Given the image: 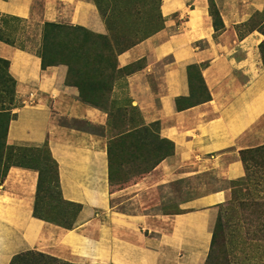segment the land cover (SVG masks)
<instances>
[{
  "label": "crops",
  "instance_id": "crops-1",
  "mask_svg": "<svg viewBox=\"0 0 264 264\" xmlns=\"http://www.w3.org/2000/svg\"><path fill=\"white\" fill-rule=\"evenodd\" d=\"M212 1L220 30L213 28L208 0H159L162 27L116 55L117 68L134 69L114 81L110 97L124 94L141 122L156 123L158 138L172 147L138 180L110 191L107 137L73 123L102 127L106 113L80 100L77 87L65 81L64 64L42 69L37 55L47 24L106 34L95 1L0 0V13L21 19L35 46L20 49L0 41V57L9 61L21 103L5 143L45 145L57 165L61 197L82 205L74 231L35 217L37 170L9 166L0 184V264L30 250L55 256L74 251L98 263L204 264L229 188L200 183L178 200L177 211L149 210L173 182L208 173L218 182L242 179L240 151L264 145V64L258 47L264 35L248 29L264 0ZM192 64L199 67L209 98L178 109L177 99L190 95ZM123 203L135 207L123 211Z\"/></svg>",
  "mask_w": 264,
  "mask_h": 264
},
{
  "label": "rangeland",
  "instance_id": "rangeland-1",
  "mask_svg": "<svg viewBox=\"0 0 264 264\" xmlns=\"http://www.w3.org/2000/svg\"><path fill=\"white\" fill-rule=\"evenodd\" d=\"M106 27L107 35L113 42V49L125 48L144 37L150 35L162 27V16L159 12V0H94ZM256 25L264 31V11L255 15L248 26ZM6 30L14 28V35L30 48V44L24 24L18 20H7ZM67 27V24H58ZM44 29V28H43ZM42 29V30H43ZM41 42V41H40ZM18 44H21L17 42ZM264 51V47H263ZM129 69L114 71V79L121 77ZM0 70V80L3 77ZM4 79V78H3ZM4 81V80H3ZM2 81V82H3ZM1 82V84H2ZM122 83L120 82V85ZM105 93L99 100V107L107 115L106 125L102 127L90 125L86 122L74 121L86 129L101 133L110 142L113 156H115L113 180L110 191H116L126 187L142 176V168L149 166L153 160L140 165L139 157L158 158L160 148L154 150L157 143L156 132L153 127H148L141 122L138 110L126 105L124 94L115 98ZM7 105V98L3 99ZM20 103L18 100H16ZM15 101V102H16ZM15 112V108L12 109ZM7 115L0 116V176L9 164H23L36 166L41 170V182L37 192L35 211L46 222L64 228L72 223L69 229H78L77 220L82 210L73 203L65 201L60 194L56 181V166L45 147H16L4 149L5 123ZM155 129V127H154ZM152 141L154 145H151ZM149 143L153 148H143V144ZM136 157V158H135ZM211 173L197 176L190 181L181 180L173 182L162 189L164 199L160 202L152 201L151 212L177 211L178 200L188 195L191 187L200 183H208L224 186L230 189V198L220 206L217 216L215 239L213 240L204 264H264V170L263 167L248 160L245 165V176L235 181H220ZM193 192H195L193 190ZM112 205L117 204L111 200ZM123 211H129L135 205L120 204ZM94 217H89L88 224ZM85 223L82 224L84 226ZM66 229V228H65ZM89 249V248H88ZM86 254L64 253L63 256H55L42 251L33 250L26 253L18 264H63V263H89Z\"/></svg>",
  "mask_w": 264,
  "mask_h": 264
},
{
  "label": "trees",
  "instance_id": "trees-1",
  "mask_svg": "<svg viewBox=\"0 0 264 264\" xmlns=\"http://www.w3.org/2000/svg\"><path fill=\"white\" fill-rule=\"evenodd\" d=\"M208 12L211 16L214 30L216 31L220 30L223 27V24L218 14V10L212 0H208ZM10 19L21 21V19H19L18 17L0 13V23H3L4 26H5V22ZM255 28H257L264 35V31L259 29V27H256V25L253 24L251 26H248V29H255ZM14 31H15L14 28H9L6 30L4 27L1 28L0 25V41L20 49H26V45H23L24 42L22 43V41L19 40V37L18 36L16 37L14 35ZM17 42L21 44H18ZM131 45L116 50L113 49V42H111L110 38L107 35L95 33L82 26L70 25L64 28V27H60L58 24H47L44 26V29L42 30L41 33V42L37 50V55L40 57L42 69H45L47 66L64 64L67 67L66 80H65L66 83L77 87L79 92V98L82 102L100 108L99 100H102L105 93L107 92L110 93L111 95L113 83L117 79V78L114 79L113 77L114 71L124 70L128 68L129 70L124 73L126 74L134 69L133 66H127L124 68H117L116 66V55L119 52L123 51L124 49L130 47ZM258 47L262 62L264 64V51H263L264 40L259 44ZM8 66H9V61L5 58L0 57V70L3 72L4 75L3 77H1L0 80V116L7 115V120L5 123V133L9 121L16 116V112H12V109L13 108L16 109L21 106V103H18L16 101L17 100L16 91H15L16 81L9 74ZM187 72H188L187 73L188 82L190 85V95L189 97L177 99L176 105L178 109H183V107H188L196 103L206 101L209 98V94L203 82L199 67L195 64L189 65L187 67ZM5 98H7L8 106H5L6 103L3 101V99ZM74 125H78V124L74 123ZM147 126L153 127V130H155L156 132L155 139H157V143L154 146V150H157V148H160V150L157 153V156L158 155L159 156L156 159L154 157L150 159V157L143 156L141 158L138 156V158H140L139 159L140 165L146 164L148 161L150 162L151 160H153L149 166L142 168V172H141L142 175L147 171H149L155 165L154 163H156L157 159L169 153L172 147L170 141L166 139L158 138L157 135L158 126L156 123H151L148 124ZM149 143L151 145H154L152 141H149ZM149 143L147 142L143 144L142 145L143 148L144 149L153 148ZM1 147H3L4 149H8V148L15 149L16 147L21 148L20 146L6 145L5 134H4V142ZM43 147H45L49 153L48 148L45 145ZM240 157L242 162L244 163V168L245 165L247 164V161L252 160L255 162V164L259 165L260 167H263L264 170V145L257 146L255 148L241 150ZM107 160H108V180L109 183H111V181L113 180L115 156H113V150L110 142H107ZM54 163L56 166V181L59 188L58 177H57V165L55 161ZM11 165L24 166L37 170L38 181L36 186L33 215L37 218L45 220L44 218L38 216L35 211L37 192L39 190V186L41 182V173H42L41 170H39V168H37L36 166H27L19 163L9 164L5 167L4 171L0 176V184L2 182V179L5 175L7 168ZM69 203H73V202H69ZM73 204H76L80 209L82 207L81 204L78 203H73ZM217 223L219 222H217L216 219L214 228L212 230L210 246L216 236L215 230L217 227ZM71 226L72 223L70 222L69 224H66L64 228L69 229L71 228ZM31 251L33 250L17 254L12 258L9 264H18V262L22 259V257L26 253ZM63 264H74V263L67 262ZM77 264H81V263H77ZM82 264H89V263H82Z\"/></svg>",
  "mask_w": 264,
  "mask_h": 264
}]
</instances>
